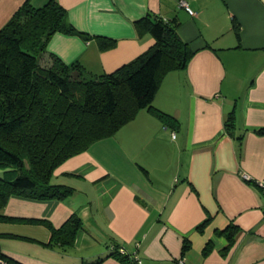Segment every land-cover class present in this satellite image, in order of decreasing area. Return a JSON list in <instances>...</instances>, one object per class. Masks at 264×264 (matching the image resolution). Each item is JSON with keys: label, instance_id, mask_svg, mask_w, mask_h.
<instances>
[{"label": "crops", "instance_id": "0c3cea01", "mask_svg": "<svg viewBox=\"0 0 264 264\" xmlns=\"http://www.w3.org/2000/svg\"><path fill=\"white\" fill-rule=\"evenodd\" d=\"M25 1L0 0V28ZM47 1L32 0L37 7ZM58 1L79 30L117 40L101 50L95 37L52 36L50 52L68 64L79 61L92 74L113 72L154 44L135 24L148 12L175 18L197 52L185 70L164 76L154 99L179 125H166L142 109L114 136L55 170L52 181L74 187L71 197H12L2 211L56 227L78 213L84 228L75 246L43 244L51 237L43 224L2 221V251L24 264H133L110 256L117 246L143 264H264V135L256 132L264 127V0H187L195 15L180 0ZM232 111L242 141L225 131ZM231 223L240 232L228 251V239L217 230ZM185 237L191 249L183 253Z\"/></svg>", "mask_w": 264, "mask_h": 264}, {"label": "trees", "instance_id": "16d2710c", "mask_svg": "<svg viewBox=\"0 0 264 264\" xmlns=\"http://www.w3.org/2000/svg\"><path fill=\"white\" fill-rule=\"evenodd\" d=\"M135 24L139 32L154 37V44L117 70L100 75L86 71L79 61L68 64L48 50L57 32L79 34L87 40L95 37L101 50L117 43L115 38L79 30L58 0H48L39 7L26 0L0 28V222L43 224L51 231L50 240L43 244L72 249L84 228L78 213L56 227L46 219L4 214L10 198L46 201L71 197L74 187L52 181L55 170L99 140L114 136L142 109L166 125H179L172 114L154 105V99L164 76L185 70L197 50L182 38L175 18L166 20L148 12ZM235 29L239 36L237 24ZM224 127L226 133L242 141L243 134L235 133V111L227 115ZM256 132L264 135V127ZM211 218L198 226L200 232ZM239 232L234 223L217 230L228 239L226 250L235 244ZM118 247L110 256L136 264L129 255H121ZM190 249L191 242L185 237L183 253ZM210 251L208 243L204 253ZM4 262L24 264L0 246V263Z\"/></svg>", "mask_w": 264, "mask_h": 264}, {"label": "built area", "instance_id": "2783aa9c", "mask_svg": "<svg viewBox=\"0 0 264 264\" xmlns=\"http://www.w3.org/2000/svg\"><path fill=\"white\" fill-rule=\"evenodd\" d=\"M179 4L180 6L184 7L190 14L195 15V11L192 9V7L190 6L187 0H180ZM175 136L176 135L174 134L173 137ZM242 177L247 181L252 180V177L247 173H242ZM259 187L262 189V192L264 193V179L259 182ZM117 249L121 255H129L136 264H143V261L138 255H136L135 253H130L125 247H118Z\"/></svg>", "mask_w": 264, "mask_h": 264}, {"label": "rangeland", "instance_id": "374dc122", "mask_svg": "<svg viewBox=\"0 0 264 264\" xmlns=\"http://www.w3.org/2000/svg\"><path fill=\"white\" fill-rule=\"evenodd\" d=\"M2 172H0V175H1Z\"/></svg>", "mask_w": 264, "mask_h": 264}]
</instances>
